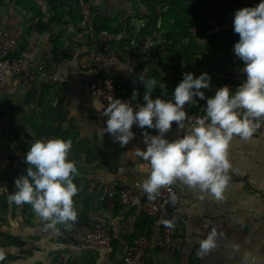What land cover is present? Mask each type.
Masks as SVG:
<instances>
[{
  "label": "crops",
  "instance_id": "obj_1",
  "mask_svg": "<svg viewBox=\"0 0 264 264\" xmlns=\"http://www.w3.org/2000/svg\"><path fill=\"white\" fill-rule=\"evenodd\" d=\"M36 1L42 4L37 11L16 3L1 6L0 30L16 35L47 73L67 81L52 84L47 74L29 85L14 74L0 80L5 211L13 202L4 195L10 188L18 191L13 223L2 225L13 238L12 254L10 246L0 249V255L13 257L4 264H123L137 238L160 239L164 225L179 226L183 217L186 246L177 253L151 246L145 264H264V137L197 126L172 128L162 140L146 138L118 123L108 105L87 90L93 78L106 73L129 95L141 91L153 102L157 95L175 97L182 106L201 102L222 119L264 115V13L244 14V23L238 19L236 28L246 29L235 41L216 38L222 46L218 55L205 46L186 59L169 44L176 36L143 34L145 23L126 0L120 6L117 0H81L74 19L59 21L44 0ZM252 3L250 11L264 10V0ZM228 5L222 0L216 6ZM228 22L234 25L211 21L219 28ZM251 26L258 33H250ZM111 28L124 32L112 34ZM129 29L133 36L127 39ZM123 44L128 45L123 49ZM178 145L184 147L181 161L166 170L146 166V155ZM137 179L171 181L183 194L184 207L149 219L138 200L123 205L117 198L113 206L100 200L111 182ZM93 211L107 214L110 245L69 237L70 226L80 234L90 231Z\"/></svg>",
  "mask_w": 264,
  "mask_h": 264
},
{
  "label": "built area",
  "instance_id": "obj_2",
  "mask_svg": "<svg viewBox=\"0 0 264 264\" xmlns=\"http://www.w3.org/2000/svg\"><path fill=\"white\" fill-rule=\"evenodd\" d=\"M11 74L20 77L23 85H29L45 74L52 84H62L67 81L65 75L47 73L43 63L25 53L16 35L0 30V80ZM87 90L93 97L103 100L108 105L118 123L128 126L146 138L162 140L172 128L197 126L219 129L235 137L253 134L264 137V115L214 120L206 116L203 109L198 112H187L182 110L177 102L162 107L155 102L145 104L126 93L120 84L106 73L93 78L87 84ZM183 157L182 145L165 146L157 152L146 155L144 162L149 169L166 170L170 163L179 162ZM96 187V183L91 184L89 191L93 192ZM117 198L123 205H130L138 200L149 219L184 207V196L171 181L162 183L143 179L130 183L113 181L100 196V200L113 206ZM180 221L181 223L176 227L171 224L164 225L160 239L152 240L146 235L137 238L128 247L123 264H145L147 251L151 246L174 253L182 250L186 246L187 219L183 217ZM88 225L90 231L87 234H80L70 226L69 237L92 245L107 246L112 243L113 232L105 212L93 211L88 217Z\"/></svg>",
  "mask_w": 264,
  "mask_h": 264
},
{
  "label": "rangeland",
  "instance_id": "obj_3",
  "mask_svg": "<svg viewBox=\"0 0 264 264\" xmlns=\"http://www.w3.org/2000/svg\"><path fill=\"white\" fill-rule=\"evenodd\" d=\"M124 0H117L115 3L120 6L121 3H123ZM133 1V2H132ZM191 2V9L192 11H194V13L189 14L188 16H186L183 20H181V23H183L185 26H193L190 29V33H187V37H190L191 35H196V37H198L199 39L205 38L207 41L205 43V46H207L209 44L210 38L213 37L215 39V46H217V48L222 49V46L217 44V40L216 38H218L219 42L221 43H231L232 41H235V39L244 34V30L246 29V27H241V30L236 28V24H237V20H241L244 23V14L250 15V14H262L264 13V10H259L254 11L253 10H249V8L253 5L252 0H224L225 1V5H228V3H230L228 6H230V8L225 7L224 9L221 10L220 6H216V5H220V3L222 2V0H190ZM14 3V0H0V8L4 7L5 9H7L6 7H10L12 6ZM127 5L129 3H131V11L135 10V14L138 16L140 15V21L144 22V23H149V26L147 29H149L147 31L143 30V34L145 35H149V34H153L156 31L157 26L160 27L161 29L164 30V32H158L156 31L155 34H162L165 37H167V39L174 37L175 35H182V32H188L185 30V28H182L181 26L179 28L174 29H166L167 25H169V27H171L172 25H174V20L170 19L168 21H166V25L162 26L163 23V12L167 11L169 9V5L165 6V8L162 10V8L157 7V9H153L152 11L147 12L146 6L143 4L142 0H126ZM2 6V7H1ZM245 8H247L249 10L246 11ZM158 9H160L159 11H157ZM212 9V13L209 12V10ZM216 10V11H215ZM256 10V9H255ZM137 11V12H136ZM181 9H176V12H180ZM162 12V14H161ZM144 20V21H142ZM201 21L203 23V25L200 27V25H197V21ZM231 20L232 24H234L233 26L229 25L230 22H228V24H225L224 27H217V26H212V22H215V24H222V22L224 21H229ZM146 21V22H145ZM141 30V29H140ZM123 31V30H122ZM124 32V31H123ZM149 33V34H148ZM124 36H127V39L131 36H133V34L129 31H127L126 33H124ZM185 34V33H183ZM184 37V35H182ZM201 38V39H202ZM201 43V41H199ZM128 44H124V46L126 47ZM182 46V45H179ZM178 46V47H179ZM184 46V44H183ZM222 52V50L220 51ZM219 52V53H220ZM218 53V54H219ZM217 54V55H218ZM9 196L4 195V198H9L10 197V203L13 202V204L11 203V207L9 208V210L7 209L5 211V205L4 203H0V210H2L0 212V249L10 246L8 248V251L10 252V254H12L13 252V238H11V233L9 231L5 232V228H3L2 225H5V227H9L10 224L13 223V213H14V207L17 206V193L18 191L14 190L13 188L9 189ZM6 194V193H5ZM5 204H9V199H8V203ZM26 208H28V205H26ZM4 222H6V224H4ZM2 234H5L2 236ZM10 235V236H9ZM5 242V243H4ZM12 261L13 257L12 256H3L0 255V264H4V261ZM8 263V262H7Z\"/></svg>",
  "mask_w": 264,
  "mask_h": 264
},
{
  "label": "trees",
  "instance_id": "obj_4",
  "mask_svg": "<svg viewBox=\"0 0 264 264\" xmlns=\"http://www.w3.org/2000/svg\"><path fill=\"white\" fill-rule=\"evenodd\" d=\"M45 1V6L48 9V12L51 14V16L53 17L54 20H61L62 18L65 17H70L71 19H74V14L76 13L74 11V9L76 8V5L79 4V2H81V0H44ZM143 4L146 6L147 12L152 11L153 9H157V7L162 8V10L165 8V6L169 5V9L167 11L163 12V23L162 26L166 25V21L170 19L174 20V25H172L171 27H169V25H167L166 29H176L179 28L180 26L182 28H185L186 31L188 32H182L181 34L184 35V37L180 34L175 35L177 37V40L175 42L169 43L170 46L174 49V47L176 48V51L179 52L180 54H182L183 56H186V59H192L194 55L201 53L205 47V45H203L202 43H200L197 40L196 35H191L190 37L192 38L191 42L183 43L182 39L184 38H188L187 37V33H190V29L193 26H185L183 23H181V20H183L186 16H188L191 13H194V11H192L191 9V1L190 0H142ZM14 3L18 4V5H22L25 7H28L32 10L37 11L39 9V7L42 6V4H40L39 2H37L36 0H14ZM176 9H181L180 12H176ZM160 9H158L157 11H159ZM210 13H212V9L209 10ZM162 14V12H161ZM214 14V13H212ZM253 21V20H251ZM111 22V21H110ZM197 25L200 27L203 25V23L199 20L197 21ZM149 26V23H145L142 27V30H146ZM194 28V27H193ZM121 30V29H120ZM156 30L158 32H164L163 29H161L160 27L157 26ZM250 33L252 34H256L254 33V31L257 32V28H253L252 26L249 28ZM108 31V30H107ZM129 32H131V29L128 30ZM110 32L112 34H118L122 31H118V29L116 28H111ZM132 33V32H131ZM185 33V34H183ZM258 33V32H257ZM172 37V36H171ZM184 44V46H183ZM182 45V46H179ZM179 46V47H178ZM123 49L125 48L124 44L121 46ZM206 52H209L210 54L217 55L222 49L217 48V46H215V39L213 37L210 38L209 44L206 46ZM133 95L130 94V96H135L134 98H136L137 100L142 101L145 104H150L152 103L154 100L153 98H146L145 95H143V93L141 91H137V92H132ZM177 102L175 97L172 96H156V101L155 103L162 107L165 105H168L170 103H174ZM180 108L182 110H185L187 112H198L201 109H203V112L206 116H208L211 119L214 120H222V118H219V116L216 113H212L211 109L213 108L210 105H206L203 106V104L201 102H197L193 105H188V106H182L180 105ZM262 111H264V106L261 109ZM251 116L250 114H248L247 112L243 113L242 116L239 117H235V118H229V119H240V118H245V117H249Z\"/></svg>",
  "mask_w": 264,
  "mask_h": 264
}]
</instances>
